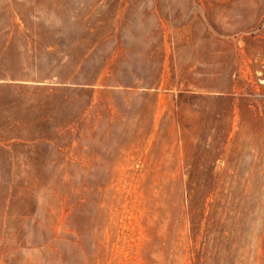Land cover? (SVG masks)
Instances as JSON below:
<instances>
[{
    "label": "rangeland",
    "instance_id": "obj_1",
    "mask_svg": "<svg viewBox=\"0 0 264 264\" xmlns=\"http://www.w3.org/2000/svg\"><path fill=\"white\" fill-rule=\"evenodd\" d=\"M0 264H264V0H0Z\"/></svg>",
    "mask_w": 264,
    "mask_h": 264
}]
</instances>
